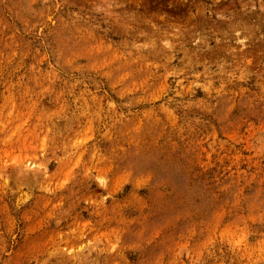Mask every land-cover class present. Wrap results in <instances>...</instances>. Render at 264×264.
Segmentation results:
<instances>
[{"label": "rangeland", "instance_id": "374dc122", "mask_svg": "<svg viewBox=\"0 0 264 264\" xmlns=\"http://www.w3.org/2000/svg\"><path fill=\"white\" fill-rule=\"evenodd\" d=\"M0 264H264V0H0Z\"/></svg>", "mask_w": 264, "mask_h": 264}]
</instances>
